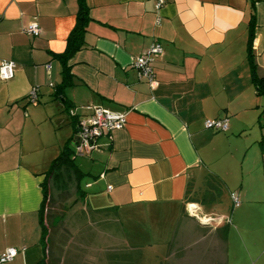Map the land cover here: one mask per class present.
I'll list each match as a JSON object with an SVG mask.
<instances>
[{"label":"crops","instance_id":"1","mask_svg":"<svg viewBox=\"0 0 264 264\" xmlns=\"http://www.w3.org/2000/svg\"><path fill=\"white\" fill-rule=\"evenodd\" d=\"M86 4L85 44L67 62L72 86L56 95L63 67L55 56L65 52L77 0H0V65L16 66L0 80V255L18 251L5 264H264V94L253 85L254 77L264 83V0ZM31 23L38 37L24 33ZM153 44L162 55L150 87L132 62ZM93 108L126 123L80 158L84 171L74 139ZM207 120L228 128L206 130ZM54 124L68 128L65 141L51 139ZM65 147L84 177L60 251L44 214L43 238L40 213L45 174ZM208 175L229 204L221 194L207 206L196 199ZM80 232L84 243L71 235Z\"/></svg>","mask_w":264,"mask_h":264},{"label":"built area","instance_id":"2","mask_svg":"<svg viewBox=\"0 0 264 264\" xmlns=\"http://www.w3.org/2000/svg\"><path fill=\"white\" fill-rule=\"evenodd\" d=\"M156 8H161L168 0H154ZM24 33L29 37H38L40 29L37 24L31 23L24 29ZM162 55V49L158 44H153L142 55L134 59L132 68L136 71L138 78L146 80L152 87L154 82L153 63ZM15 64L12 62H2L0 65V80L8 81L13 78ZM36 94H30L31 101L36 99ZM125 116L122 114H113L101 108H93L92 114L83 119L78 124V143L75 146L76 156H83L96 148V141L104 133L121 130L125 126ZM206 130L224 132L227 130L226 120H207L204 122ZM235 206L238 205L235 195H231ZM18 251L15 249H6L0 255V264H5L14 260Z\"/></svg>","mask_w":264,"mask_h":264},{"label":"trees","instance_id":"3","mask_svg":"<svg viewBox=\"0 0 264 264\" xmlns=\"http://www.w3.org/2000/svg\"><path fill=\"white\" fill-rule=\"evenodd\" d=\"M77 4H78V13H77V17H76V23L75 26L73 28V30L71 31V33L69 34L68 38H67V43H66V49L65 52L61 55H56L55 58H57L60 62L61 65L63 67V71H62V83L61 85L58 87V94L56 95H60L59 93H61L64 89L68 88L69 86H72V82L70 81V76L68 73V68H67V62L72 59V57L78 52L80 51L83 47H84V36L86 33V29H87V25L89 22V8L86 4V0H77ZM253 17H251L250 20V25H249V36H248V50H247V60L250 64V66L252 68H254V63L252 61V52H251V42L253 39V27H254V22H253ZM34 38V37H32ZM253 83L254 86L257 90L258 94H264V83L262 79H258L256 77L253 78ZM60 98V96H59ZM67 109H69V107H66ZM264 113V111H263ZM214 131V130H211ZM216 132H220V131H216ZM225 132V131H224ZM74 160L71 157V153L69 151V149L67 147H65L60 156L58 158H56L54 161H52L51 166L49 168V170L47 171V173L45 174L46 176V181L45 184L43 186V209L41 211V220H40V224H41V229H42V235L43 238L46 235V228L44 227V223L42 221L43 218V210L47 204V200L49 198V190L47 189V184H48V179L53 178L55 180V178L58 176H60V171L66 170V171H73L74 175H75V180L77 185L75 186V193L79 195L80 193V189L78 187L79 182L81 181V179L84 177L83 174L79 173L77 170V167L75 166V164L73 163ZM62 174V172H61ZM222 187L220 181H218V179L215 176L212 175H208L205 179H204V183H203V193H201V195L199 194V199L196 197L197 200H200L201 205L203 206H207L210 205L211 202L213 200H215L216 198H220V188ZM231 195H235L234 193H232ZM82 198V194H80V196ZM236 197V196H235ZM237 198V197H236ZM195 199V200H196ZM232 199V197H231ZM190 202H193V198L189 199ZM238 201V199H237ZM233 202V200H232ZM77 201L73 202V205L76 204ZM239 206V201H238V205L235 206L234 202H233V208H236Z\"/></svg>","mask_w":264,"mask_h":264},{"label":"rangeland","instance_id":"4","mask_svg":"<svg viewBox=\"0 0 264 264\" xmlns=\"http://www.w3.org/2000/svg\"><path fill=\"white\" fill-rule=\"evenodd\" d=\"M254 85V83H253ZM255 87V86H254ZM55 126V135L52 136L51 139H55V142L58 141L59 139L61 140L60 143L63 141L66 140L67 137H65L67 131H68V128L67 127H63L62 126H57L56 124H54ZM47 130H44V132H46ZM211 131V130H210ZM216 132V131H214ZM216 133H221V132H216ZM65 137V138H64ZM59 138V139H58ZM64 138V139H63ZM54 142V143H55ZM57 145H55V149L57 150L58 147H56ZM72 146V144H71ZM54 149V147H53ZM75 154V153H74ZM84 156V155H83ZM76 158H78L76 160V164L78 163L80 168L82 167L81 165H83V163H81V159L82 156H77ZM240 160V159H239ZM260 162V161H259ZM258 162V163H259ZM82 170L86 171L85 167H82L81 168ZM71 173L66 170H64V172H62V174H60V176L56 177L55 180L53 182H51L50 184V193H49V201H48V204L46 205V208L44 210V217L46 218V221L48 222V230L50 231V233L54 232L55 231V238L52 239V241H54L55 243H50V245H56L60 251L61 250H64V249H68V238H66V236H70L69 233H72L70 231V227H71V222L70 224L68 223L69 220L72 221L75 219L74 215H73V210L71 211H68V209L70 207L73 206V202L75 200V182H74V178L70 175ZM214 176V175H212ZM87 178V176H86ZM85 180V179H84ZM84 180L81 182L82 184V190H85L84 189ZM201 190L203 191V186L201 185L200 186ZM86 191V190H85ZM220 194L222 195V198L224 199L225 201V204H229V202L227 201V191L224 190L223 187L220 188ZM237 197V196H236ZM231 197H229V200H230ZM230 203H231V200H230ZM81 205L84 207V203L80 204V205H77L76 208L79 207V210L81 208ZM83 209L80 210V212H78L79 214H82ZM228 211H231V209H227ZM82 211V212H81ZM77 213V212H75ZM77 213V214H78ZM56 218L57 221L54 222V224H50V222ZM76 219H79L78 217H76ZM76 225H80V226H84V223L81 221H78ZM79 234H81V238H82V242L84 243V235L85 233L84 232H80V233H74V234H71V235H74L78 238L79 237ZM51 236L53 235H50L48 236V242H50V238ZM74 237V238H76ZM66 238V239H65ZM66 240V243H64V241ZM59 241L60 244H57ZM78 244H76V246H73V247H77L76 249L77 250H80V246L83 247V243L81 242H77ZM85 245V244H84ZM74 249V251L76 250ZM79 264H84V261L81 260L80 262L78 261Z\"/></svg>","mask_w":264,"mask_h":264},{"label":"water","instance_id":"5","mask_svg":"<svg viewBox=\"0 0 264 264\" xmlns=\"http://www.w3.org/2000/svg\"><path fill=\"white\" fill-rule=\"evenodd\" d=\"M74 141H75V143L78 141V138L76 137L75 139H74Z\"/></svg>","mask_w":264,"mask_h":264},{"label":"clouds","instance_id":"6","mask_svg":"<svg viewBox=\"0 0 264 264\" xmlns=\"http://www.w3.org/2000/svg\"><path fill=\"white\" fill-rule=\"evenodd\" d=\"M190 210H191V208H190Z\"/></svg>","mask_w":264,"mask_h":264}]
</instances>
